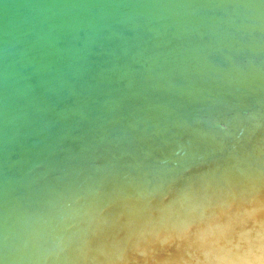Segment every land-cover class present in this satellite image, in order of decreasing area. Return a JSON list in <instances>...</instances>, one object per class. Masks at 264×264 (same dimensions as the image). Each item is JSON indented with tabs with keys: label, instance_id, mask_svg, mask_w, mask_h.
Returning a JSON list of instances; mask_svg holds the SVG:
<instances>
[{
	"label": "water",
	"instance_id": "95a60500",
	"mask_svg": "<svg viewBox=\"0 0 264 264\" xmlns=\"http://www.w3.org/2000/svg\"><path fill=\"white\" fill-rule=\"evenodd\" d=\"M258 249L264 0H0V264Z\"/></svg>",
	"mask_w": 264,
	"mask_h": 264
},
{
	"label": "clouds",
	"instance_id": "9594fccd",
	"mask_svg": "<svg viewBox=\"0 0 264 264\" xmlns=\"http://www.w3.org/2000/svg\"><path fill=\"white\" fill-rule=\"evenodd\" d=\"M244 250L245 249L243 247L240 249L241 252H244ZM260 257H264V249H258L255 254H252L250 256V258L253 259V260H256V259H258Z\"/></svg>",
	"mask_w": 264,
	"mask_h": 264
}]
</instances>
